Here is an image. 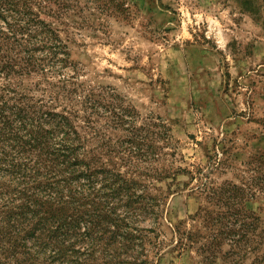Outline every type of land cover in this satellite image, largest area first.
<instances>
[{"label": "rangeland", "instance_id": "1", "mask_svg": "<svg viewBox=\"0 0 264 264\" xmlns=\"http://www.w3.org/2000/svg\"><path fill=\"white\" fill-rule=\"evenodd\" d=\"M77 1L42 17L68 45L74 82L115 89L150 129V162L102 159L160 202L150 264H264V0H119V13Z\"/></svg>", "mask_w": 264, "mask_h": 264}, {"label": "trees", "instance_id": "2", "mask_svg": "<svg viewBox=\"0 0 264 264\" xmlns=\"http://www.w3.org/2000/svg\"><path fill=\"white\" fill-rule=\"evenodd\" d=\"M94 1L120 12L119 0ZM54 5L68 14L79 3L0 0V264H150L160 202L102 160L150 162V129L115 89L74 82L68 45L42 17ZM31 77L38 81L25 87ZM84 128L102 142L101 155L88 151ZM120 130L115 144L109 133ZM147 169L149 178L158 173Z\"/></svg>", "mask_w": 264, "mask_h": 264}]
</instances>
